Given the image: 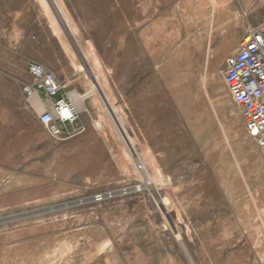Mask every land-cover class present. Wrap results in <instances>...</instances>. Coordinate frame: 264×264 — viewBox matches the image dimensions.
Wrapping results in <instances>:
<instances>
[{"label":"rangeland","instance_id":"1","mask_svg":"<svg viewBox=\"0 0 264 264\" xmlns=\"http://www.w3.org/2000/svg\"><path fill=\"white\" fill-rule=\"evenodd\" d=\"M263 11L0 0L1 264H264V156L220 74ZM31 61L78 98L83 134L54 143L25 109Z\"/></svg>","mask_w":264,"mask_h":264},{"label":"built area","instance_id":"2","mask_svg":"<svg viewBox=\"0 0 264 264\" xmlns=\"http://www.w3.org/2000/svg\"><path fill=\"white\" fill-rule=\"evenodd\" d=\"M31 81L21 84L25 109L37 114L54 143L70 141L86 130L64 81L38 63L26 68ZM222 82L240 110L247 135L254 139L264 156V11L260 23L250 27L246 41L228 55L220 70ZM41 109H37V104Z\"/></svg>","mask_w":264,"mask_h":264},{"label":"crops","instance_id":"3","mask_svg":"<svg viewBox=\"0 0 264 264\" xmlns=\"http://www.w3.org/2000/svg\"><path fill=\"white\" fill-rule=\"evenodd\" d=\"M10 27V28H9ZM8 28H7V37H8V40L9 41H11V40H13V39H15V37L17 36V33H16V27H15V20H14V22L12 23V24H10V26H9ZM31 62H33V63H38V62H34V61H31ZM31 62H29V63H31ZM38 64H41V63H38ZM41 65H43V64H41ZM44 66V65H43ZM45 67V66H44ZM46 69H47V67H45ZM47 70H49V69H47ZM49 71H51V70H49ZM51 72H53V71H51ZM54 73V72H53ZM55 74V73H54ZM56 76V75H55ZM57 77V76H56ZM23 84V83H22ZM40 106V105H39ZM78 107V106H77ZM40 108H41V106H40ZM46 142V141H45ZM39 143L41 144V141H39ZM0 195H1V193H0ZM12 252V251H11ZM14 260V262L12 263V264H15V259H13ZM12 260V261H13ZM0 264H1V259H0ZM92 264H94V262L92 263Z\"/></svg>","mask_w":264,"mask_h":264},{"label":"bare ground","instance_id":"4","mask_svg":"<svg viewBox=\"0 0 264 264\" xmlns=\"http://www.w3.org/2000/svg\"><path fill=\"white\" fill-rule=\"evenodd\" d=\"M243 40L244 41H246V36L243 38ZM95 83V82H94ZM72 96H73V98H74V100H75V103H76V105L79 107V109L80 110H82L83 108H82V106H81V103H78V98L74 95V94H72ZM102 96V95H101ZM37 104V103H36ZM37 109L39 110V109H41L40 108V106L37 104ZM117 124V123H116ZM121 130V129H120ZM127 139V138H126ZM129 144V143H128ZM151 186V185H150ZM156 195V194H155ZM156 197H157V195H156ZM160 204H161V202H160Z\"/></svg>","mask_w":264,"mask_h":264}]
</instances>
